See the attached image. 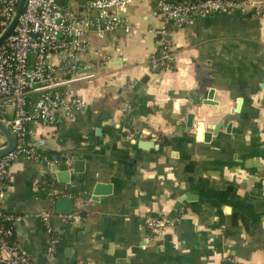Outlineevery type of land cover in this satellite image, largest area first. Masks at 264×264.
<instances>
[{
  "label": "crops",
  "instance_id": "obj_1",
  "mask_svg": "<svg viewBox=\"0 0 264 264\" xmlns=\"http://www.w3.org/2000/svg\"><path fill=\"white\" fill-rule=\"evenodd\" d=\"M125 14L137 33L92 34L81 57L88 74L71 90L86 96L85 107L53 126L31 125L45 138L39 149L58 162L18 157L8 168L2 205L20 216V248L48 264L51 226L59 238L54 264H264V15L234 9L176 27L158 16L155 0H132ZM163 26L169 67L153 70ZM210 89L215 102L203 103ZM189 112L206 131L220 121L217 132L198 139L186 126ZM67 156L69 195L60 197L73 208L54 202L45 222L48 191L39 180L48 173L60 189L51 165L65 169ZM95 182L109 183L110 192L83 200ZM75 210L67 221L58 215ZM148 213L166 220L152 241L142 222Z\"/></svg>",
  "mask_w": 264,
  "mask_h": 264
},
{
  "label": "built area",
  "instance_id": "obj_2",
  "mask_svg": "<svg viewBox=\"0 0 264 264\" xmlns=\"http://www.w3.org/2000/svg\"><path fill=\"white\" fill-rule=\"evenodd\" d=\"M59 1L26 0L12 31L0 44V120L15 138L14 147L0 155V264H35L16 240L15 221L20 216L2 205L10 164L18 157L58 162L57 157L49 158L39 149L45 138L35 137L31 125L53 126L59 118H70L74 110L85 107L86 96L72 92L71 84L88 74L82 71L80 62L91 49L92 34L102 38L118 27L129 35L138 32L125 14L132 0ZM18 2L0 0V33L12 19ZM155 4L158 16L176 27L192 24L197 16L234 9L264 15V0H155ZM156 32L160 36L149 59L153 70L169 67L171 51L165 26ZM0 137H4L1 132ZM5 145L4 137L0 148ZM72 160L71 156L63 159L65 169H71ZM43 183L50 186L49 205L40 214L47 222L56 214L55 200L69 192L58 189L53 179H43ZM76 214L77 210L58 215L67 221ZM142 222L148 233L146 241L161 234L166 224L161 214L150 213ZM47 232L45 258L48 264H54L59 238L51 226H47Z\"/></svg>",
  "mask_w": 264,
  "mask_h": 264
},
{
  "label": "water",
  "instance_id": "obj_3",
  "mask_svg": "<svg viewBox=\"0 0 264 264\" xmlns=\"http://www.w3.org/2000/svg\"><path fill=\"white\" fill-rule=\"evenodd\" d=\"M26 0H19L16 11L12 17V19L10 20V22L7 24V26L4 28V30L0 33V44L4 41V39L7 37V35H9V33L12 31L14 25L16 24L17 20L19 19L24 6H25ZM60 4L63 3V0L59 1ZM157 37H159V35H157ZM83 72L86 71V69H82ZM212 96V89H210V91L208 92V96L207 99L203 100V103H214L215 101H212L210 98ZM240 101L241 99H237V106H236V110L239 109L240 106ZM193 114L192 113H187L186 116V126L187 128L191 125H193L194 127H196V137L198 139L203 138L204 140H208V138L211 136V134H215L217 132V129L219 128L220 125V121L216 124H214L212 126V130L210 131H206L204 130V126L202 121H193L192 120ZM230 130V124L227 125L226 127V131ZM0 132L1 134H3V136L6 138V145L0 148V155L9 151L10 149H12L14 147L15 144V138L14 136L11 134V132L9 131V129L2 123V121L0 120ZM138 145L140 147L143 148H147L149 146L152 145V143H150V141H140L138 143ZM82 163L81 160H75L74 161V165L75 168L73 170H79L77 169V165H80ZM51 169L52 171H54L55 175H56V179L59 183V188L61 190H64V186L65 183L69 181L70 178V172L67 169H62L59 168V166L56 163H53L51 165ZM110 184L109 183H101V182H95L93 184L92 187V191L91 193L89 192H83L82 193V199L83 200H87L88 198H90L91 200H97L98 196L100 194H107L110 192ZM189 193L186 192L183 195H181L178 198V201L176 204H179L181 201H183L184 198H189ZM68 203V207L67 209H65L64 211L69 213L72 211L73 208V201L70 198H63V197H59L55 200V206L56 208H58L60 205ZM85 213L83 212L82 215H84ZM228 261H225V263H227Z\"/></svg>",
  "mask_w": 264,
  "mask_h": 264
},
{
  "label": "trees",
  "instance_id": "obj_4",
  "mask_svg": "<svg viewBox=\"0 0 264 264\" xmlns=\"http://www.w3.org/2000/svg\"><path fill=\"white\" fill-rule=\"evenodd\" d=\"M176 1H177V0H176ZM44 153H46V155H47L49 158L58 157V154L55 153V152H52V151H45ZM42 179H47V180L50 181V180L53 179L52 176H51L50 174H48V173H45V174L42 176L41 180H39V185H40V187L49 188L50 186H48V185H46V184H44V183L41 182Z\"/></svg>",
  "mask_w": 264,
  "mask_h": 264
},
{
  "label": "rangeland",
  "instance_id": "obj_5",
  "mask_svg": "<svg viewBox=\"0 0 264 264\" xmlns=\"http://www.w3.org/2000/svg\"><path fill=\"white\" fill-rule=\"evenodd\" d=\"M66 1H70L72 4H74L76 1H79V0H66Z\"/></svg>",
  "mask_w": 264,
  "mask_h": 264
}]
</instances>
